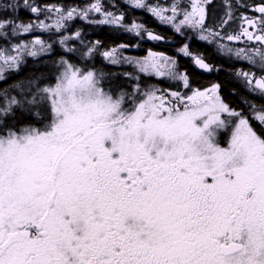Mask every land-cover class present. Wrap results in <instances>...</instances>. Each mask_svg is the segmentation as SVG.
Listing matches in <instances>:
<instances>
[{
	"label": "snow or ice",
	"instance_id": "1",
	"mask_svg": "<svg viewBox=\"0 0 264 264\" xmlns=\"http://www.w3.org/2000/svg\"><path fill=\"white\" fill-rule=\"evenodd\" d=\"M132 2L177 32L189 27L208 33L201 39L224 41L221 52L257 68L259 75H236L264 98V0L251 5L259 15H241L240 31L224 35L236 19L234 8L249 5L225 0L224 15L212 27L211 0H172L167 8ZM27 6L32 13H56L54 24H17L5 13L0 36H8L5 29L12 35L66 29L65 21L99 13L102 19L89 22L164 39L143 24H125L123 13L107 11L100 0L82 9ZM73 35L79 38L80 30ZM72 38L63 36L59 44ZM242 39L259 44H229ZM99 45L95 41L82 55H94ZM51 51L52 44L40 38L0 49V79L24 55ZM116 51L102 55L190 88L175 58H117ZM180 52L200 70H219L188 45ZM56 63L54 83L41 86L42 77H35L19 86L26 93L22 99L6 96L0 105V264H264V104L245 101L247 114L237 111L220 95V84L190 95L142 88L139 82L131 92L114 91L103 72L64 58ZM14 107L47 122L10 126L5 117ZM224 133L230 135L222 144Z\"/></svg>",
	"mask_w": 264,
	"mask_h": 264
},
{
	"label": "flooded vegetation",
	"instance_id": "2",
	"mask_svg": "<svg viewBox=\"0 0 264 264\" xmlns=\"http://www.w3.org/2000/svg\"><path fill=\"white\" fill-rule=\"evenodd\" d=\"M93 0H27V5L31 6H37L40 9L44 6H57L63 9H69V8H82L87 7L91 4ZM96 1H93L92 3H95ZM100 2L103 4L104 8L107 11L113 12L116 15H120L123 13L124 15V23L125 24H132L133 22L138 24L145 25L148 29L152 30L154 34H157L161 37H164L162 40H151L146 38V34L144 35V38L137 37L131 32L125 31L124 28L117 26V25H111V24H96V23H90V20H100L103 17L99 13H95V16L89 15V19L85 20L80 17H74L71 20L65 21L66 29H60L57 30L56 33V46L58 47L57 50L59 51V57L64 58L68 61H70L73 64L81 63V64H90L86 65L88 69H95V64L99 63L103 67V69L107 72L109 70L106 67H109L111 69H114L117 65H110L108 63V59L104 56L100 55L102 52L104 53L106 50L117 48L119 50V53L121 52L120 57H128V58H135V59H143L145 56L150 57L151 53H158V54H164L166 57H172L175 58L177 63V69L181 72H187L190 78V88L184 87L182 81L176 80L179 85L178 89H174L175 85L170 86V91H178L181 93L191 94V90L193 89H208L213 84H220L219 81V75L221 72L225 71L234 81V83L240 87V89L243 91L239 95V104L235 105L227 100L225 97L223 91H222V85L220 89V95L224 99L226 103L230 105L231 108L237 110V111H244L245 114H247L248 108L245 101H251L256 104H264V98H261L256 93H251L249 90L245 87L244 82L242 78L238 77L236 75L237 72L243 70V71H253L257 72V68L252 66L248 61L243 59H237L235 55H227L220 51L218 48L219 43H224V41H216L213 40L212 37L209 36L208 40L201 39V35H208V33H201L196 29H192L189 27H183L180 32H177L175 28L171 24H167L162 22L158 17H156L153 13L149 12L146 8H138L134 6V3L132 0H100ZM189 0H183V3L187 5ZM233 4L237 3V0H231ZM240 5H249V7H236L234 8V16L236 19L233 22H230L228 26H226L225 30L221 32V35H224L226 33L235 34L236 32L240 31V24L241 20L239 17L241 15L245 16H255L259 15V13L255 12L251 5L259 4L261 0H238ZM13 0H0V13H2V10H8L9 7L4 8V5H12ZM35 3V4H34ZM85 3V4H82ZM147 4L156 6L160 5L163 7H168L172 0H146ZM20 8L17 9L19 13L25 12L29 15L37 16L38 13H32L31 10L29 11L30 7L25 5V0H20ZM82 4L81 6H78ZM208 12L209 16L207 19V24L209 26L215 27L218 23L219 19L224 15L225 12V0H211V3L208 5ZM18 14V13H17ZM170 13H166V15H169ZM57 15V14H56ZM8 19H12L13 17H9L8 14H6ZM19 16V14H18ZM22 18V17H21ZM30 22L29 17L28 18H22L21 23H28ZM102 28H105L108 32L112 34H117L118 37H122V40H119L118 43L110 44L103 46L100 42L99 47L96 49L94 55L90 57H85L82 55V53L87 51V48L91 46L92 43L95 41H99V39L95 38L93 35L98 30H101ZM80 30L81 35L84 34L86 30H90L92 32L89 33L87 40L84 43L83 48H79V41L78 38L74 37V33ZM5 31H8V36H0V49H8L13 44V38L14 35L11 34L10 29H5ZM93 33V34H92ZM40 33L38 34L39 38L43 40V37ZM73 36V38L67 42L66 46H61L59 44V39L63 36ZM27 36V40L25 42H28L31 40L30 35H24ZM81 37V36H80ZM92 40V41H91ZM230 46L234 49L237 48H252L254 46H257L259 42L257 41H246L244 39L240 41H231L229 42ZM121 45H127L128 47L120 48ZM184 45H188V50H190L193 53L197 54H203V56L206 58L207 62L215 65L219 70L218 71H212L207 72L204 70H200L197 66H195L192 63V60L190 57L186 56L182 52H180V49L184 47ZM200 45V47L198 46ZM74 47L76 51L74 52H68V48ZM81 51V56H78V53ZM98 57H97V56ZM47 55H42L38 57H32V56H25L23 62L28 59L32 60H39L42 57ZM25 61V62H26ZM21 66V65H20ZM135 67V64L129 63L128 65L119 66L120 72L125 75L130 74L131 72H136L137 69L133 68L135 71H132L128 69V67ZM10 70H6V74L4 75V78L7 77L8 72ZM111 71V70H110ZM191 71H195L199 74L209 76L211 77L208 81L200 82L198 84H195L193 82V76L191 74ZM14 72V71H12ZM9 72V73H12ZM257 75H259V72H257ZM126 76V75H125ZM129 76V75H127ZM137 76L134 75V80L136 81ZM154 78V77H153ZM3 80V79H0ZM156 80H153V85ZM231 94L235 95V90L230 91ZM230 133H224L221 136V143L224 144V142L228 139Z\"/></svg>",
	"mask_w": 264,
	"mask_h": 264
},
{
	"label": "trees",
	"instance_id": "3",
	"mask_svg": "<svg viewBox=\"0 0 264 264\" xmlns=\"http://www.w3.org/2000/svg\"><path fill=\"white\" fill-rule=\"evenodd\" d=\"M9 5V4H8ZM13 5V4H12ZM9 8L12 10L11 14L13 19L19 20L22 22V18H28V14L25 12L19 13L16 8L11 7ZM19 16H18V14ZM18 17V18H17ZM22 17V18H21ZM8 18V17H7ZM92 32L90 30H86L84 32V37L87 40L89 39L88 35ZM93 34V33H92ZM43 39L52 44V53L50 55L44 56L39 60H32L28 59L22 67L19 68L18 71H14L12 73H8L7 77L3 80H0V105H5L7 103V97H16L17 99H22L23 96L26 94L21 91L20 85L25 84L27 81L35 78V77H42L40 80L41 86L54 83V76L56 75V68L57 63L60 60L59 51L57 50L56 46V34L54 31L51 33L41 34ZM95 38L99 39L103 46L118 43L119 40H122V37H118L117 34H112L108 32L105 28L98 30L95 35ZM15 37V35H14ZM23 40H27V36L21 37ZM88 41V40H87ZM92 41V40H91ZM14 42V38H13ZM89 42V41H88ZM17 43V42H16ZM200 47V45H198ZM81 54V51L79 52ZM97 56V55H96ZM98 57V56H97ZM97 67V65H95ZM109 72L112 71L111 68L106 67ZM117 74V73H116ZM193 76V82L198 84L200 82L208 81L211 77L199 74L195 71H191ZM109 77L107 78V82L109 83L111 88L115 87H127L128 90L133 87L130 85L131 82L123 78L120 74L118 76H112L108 74ZM219 81L222 85V91L227 98V100L235 105L239 104V95L243 91L237 86L232 78L225 72H221L219 75ZM235 90V95L231 94L230 91ZM131 92V91H130ZM6 122L10 126H15L17 128H22L28 125H32L35 127H43V123L47 121H41L40 118L35 117L34 114L30 115L22 108L14 107L12 113H10L7 117H5Z\"/></svg>",
	"mask_w": 264,
	"mask_h": 264
},
{
	"label": "rangeland",
	"instance_id": "4",
	"mask_svg": "<svg viewBox=\"0 0 264 264\" xmlns=\"http://www.w3.org/2000/svg\"><path fill=\"white\" fill-rule=\"evenodd\" d=\"M93 1H96V0H93ZM92 1V2H93ZM92 2H91V4H92ZM13 5H16V9H19L20 8V6H21V4H20V0H13V3H12ZM35 4V3H34ZM82 4H85V3H82ZM82 4H80V5H78V6H81ZM45 8V6L44 7H42V9H44ZM82 8H85V7H82ZM81 8V9H82ZM29 11H30V9H29ZM2 13H0V16H3L5 13L6 14H8L9 15V17L10 16H12V14H11V12H12V10L11 9H8V10H2L1 11ZM13 13V12H12ZM91 16H95L94 14H90ZM29 17V19H30V21H32V22H39V21H44V23L45 24H54V20L56 19V13H53V12H51L50 10L49 11H42V12H40V13H38V15L37 16H33V15H29L28 16ZM18 18V17H17ZM12 20H14L13 18H12ZM15 21H16V23L17 24H19V23H21L19 20H16L15 19ZM51 31H54V34H56L55 32L57 31V30H55L54 28L52 29V30H48V29H42V28H35L33 31H31V32H29V33H23V32H21V33H19L18 35H15V37H14V42H13V44L8 48V50H11L12 49V46L13 45H15V44H28L30 41H33V40H35L36 38H39V36H38V34H40V33H43V34H46V33H51ZM58 32V31H57ZM24 35H30V36H32L31 37V40L30 41H28V42H25V40H23L21 37L22 36H24ZM83 41V44H81V40ZM44 40V39H43ZM78 40H80L79 41V48L81 49V48H83V46H84V43L87 41L86 39H85V37H84V35L82 34L81 35V37H79L78 39H77V41ZM17 42V43H16ZM114 49H116L117 50V48H114ZM107 51V50H106ZM52 53V51L50 52V53H45V54H43V55H50ZM103 53V52H102ZM102 53L100 54V55H102ZM11 54H13V55H15V52H11ZM120 55H121V52L119 53V50H117L116 51V57L117 58H120ZM25 56H27V55H24L23 57H22V62L19 64V66L17 67V68H12V69H8V70H10L9 72H12V71H18L19 70V68L20 67H22L23 66V64L25 63V61L23 62V60H24V57ZM39 56H42V55H39ZM78 56H81V54H79L78 53ZM103 56V55H102ZM36 57H38V56H36ZM148 56H145L144 58H147ZM108 63L110 64V65H117L114 69H112V71H110V72H106L104 69H103V67H101V66H97V68H95V70H98V71H100V72H103L104 74H105V85L107 86V87H110V85H109V83L106 81L107 80V78L109 77V75L108 74H110V75H112V76H118V74H123V73H121L120 72V70H119V68H121V67H119V66H124V65H128L129 66V63H127V62H122V63H116V64H112V63H110V61L108 60ZM21 65V66H20ZM78 67H80V68H83V69H85V70H87L88 68H87V66L86 65H90V64H81V63H77L76 64ZM95 65H100L99 63H97V64H95ZM133 68H136L137 69V71L136 72H131L130 73V75L129 76H125V75H121L123 78H126V79H128L130 82H131V84L130 85H133L134 83L136 84L137 82H139L140 84H141V87L142 88H149V87H156V88H159V89H162V90H166V91H170V86H172V85H175V87H174V89L176 90V89H178L179 88V85L180 84H178V83H176L177 81L175 80V79H171V78H169L168 76H158V75H155L154 73H152V74H149V73H142V72H140L139 70H138V66L136 65L135 67H128V69H130V70H132V71H135ZM8 72V73H9ZM117 73V74H116ZM6 74V71H5V73H4V75ZM57 74V73H56ZM134 75H136L137 77H139V80H134ZM154 77V78H153ZM6 78V77H5ZM4 78V79H5ZM153 80H156V82H154V83H156V84H154L153 85ZM135 84L133 85V87L135 86ZM133 87L132 88H130V90H128L127 89V87H115V88H112L114 91H118V90H120V89H123V90H126V91H132V89H133ZM111 88V87H110Z\"/></svg>",
	"mask_w": 264,
	"mask_h": 264
}]
</instances>
